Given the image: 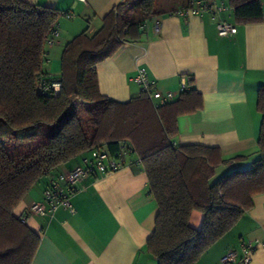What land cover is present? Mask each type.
<instances>
[{
  "label": "trees",
  "instance_id": "trees-1",
  "mask_svg": "<svg viewBox=\"0 0 264 264\" xmlns=\"http://www.w3.org/2000/svg\"><path fill=\"white\" fill-rule=\"evenodd\" d=\"M228 4L237 25L264 21L262 0ZM125 6L113 8L95 33L85 30L65 44L55 79L44 69L47 41L64 14L0 0V264L32 263L40 238L14 216L15 208L56 168L92 149L105 148L117 158L123 144L124 159L137 157L158 207L146 241L157 264H195L251 209L253 197L264 194V86L257 91L256 159L215 181L219 166L243 157L222 160L214 149L174 144L177 119L193 111L195 90L156 108L144 94L125 103L100 94L96 66L138 40L144 21L157 16L155 0H139L133 18ZM40 81L59 82L58 96L42 93ZM4 138L41 143L11 157ZM192 212L202 215L197 230L189 225Z\"/></svg>",
  "mask_w": 264,
  "mask_h": 264
},
{
  "label": "crops",
  "instance_id": "crops-1",
  "mask_svg": "<svg viewBox=\"0 0 264 264\" xmlns=\"http://www.w3.org/2000/svg\"><path fill=\"white\" fill-rule=\"evenodd\" d=\"M20 1L64 14L57 25L60 41L56 38L53 44L60 46L85 30L95 33L113 8L127 7L130 0ZM210 1L222 8L219 13L189 12L197 2ZM154 9L156 18L144 21L138 40L124 44L96 66L100 94L119 103L137 97L133 78L140 67L161 93L176 92L187 80L195 90L193 111L178 117L174 144L214 149L222 160L243 157L219 166L222 175L250 168L261 123L256 105L257 91L264 86V21L237 25L228 0H155ZM175 11L183 16L169 15ZM219 20L235 25L237 33L218 36ZM49 49L52 46L46 59ZM86 156L73 158L36 184L14 216L42 202L46 184L80 165ZM124 161V167L113 173L87 174L69 194L72 212L59 207L51 216L26 219V226L40 238L31 264H157L146 250V241L158 207L137 157L130 155ZM62 188L67 191L63 184ZM201 223L202 215L192 212L190 227L197 230ZM256 241L261 245L249 264H264V194L253 197L251 209L195 264H220L231 250L240 259L241 246Z\"/></svg>",
  "mask_w": 264,
  "mask_h": 264
},
{
  "label": "built area",
  "instance_id": "built-area-1",
  "mask_svg": "<svg viewBox=\"0 0 264 264\" xmlns=\"http://www.w3.org/2000/svg\"><path fill=\"white\" fill-rule=\"evenodd\" d=\"M222 8L217 6L215 1L207 3L197 2L193 8L189 9V12L193 14L199 13H211L217 14ZM169 15L183 16L181 11H175L169 13ZM155 30L158 29L157 22L154 25ZM216 30L220 37H232L237 33L235 25L225 21H218L216 24ZM53 39L47 41L48 47L53 46L54 40L57 38V33H52ZM133 81L139 88L138 95L144 94L151 101L154 108L164 105L169 102H173L178 96L190 89L189 81L182 80L180 87L176 92L161 93L156 89L155 81L148 78L145 68H137L136 75ZM38 88L42 93H51L54 97L58 96L60 92V83L52 82L48 83L40 81ZM120 148L125 155V148L123 144H120ZM122 156L117 158L110 156L105 148L92 149L88 152L87 156L82 158L81 164L74 167L71 171L64 175L52 178L49 181V185L43 193L42 202L33 203L28 206L23 214L18 216L20 220L25 223L26 219L30 215H52L53 212L62 207L72 212V208L69 202V194L75 190L77 184L87 175L98 173L100 175H107L113 173L125 165V159ZM62 184L67 188L65 191L62 188ZM261 244L259 242H250L243 244L240 249L241 258L238 259V252L235 250L228 251L221 259L220 264H249L252 259L253 253L256 248Z\"/></svg>",
  "mask_w": 264,
  "mask_h": 264
},
{
  "label": "rangeland",
  "instance_id": "rangeland-1",
  "mask_svg": "<svg viewBox=\"0 0 264 264\" xmlns=\"http://www.w3.org/2000/svg\"><path fill=\"white\" fill-rule=\"evenodd\" d=\"M138 2L139 0H130L127 6L128 13L130 14V18L137 17L139 15L138 12ZM121 13H123L121 11ZM58 31V30H57ZM70 39V38H69ZM56 41H60V39H56ZM70 41V40H69ZM66 42L61 44L60 46H56L57 44L52 46V50L49 49V55L46 59L45 56V64L44 69L55 79H58L60 74V54L65 46ZM48 50V49H47ZM8 154L11 157H16L19 154H24L26 151L34 148L35 146L39 145L41 141H31L27 139H6L2 140ZM222 176L220 174L219 169H216L215 176L213 181L219 179Z\"/></svg>",
  "mask_w": 264,
  "mask_h": 264
}]
</instances>
